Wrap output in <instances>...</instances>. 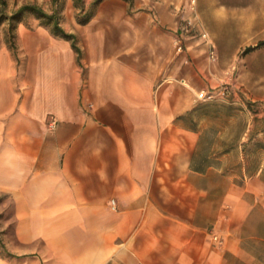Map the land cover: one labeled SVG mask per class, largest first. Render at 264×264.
I'll return each mask as SVG.
<instances>
[{"label":"crops","instance_id":"0c3cea01","mask_svg":"<svg viewBox=\"0 0 264 264\" xmlns=\"http://www.w3.org/2000/svg\"><path fill=\"white\" fill-rule=\"evenodd\" d=\"M172 1L103 0L87 23L63 10L78 50L40 23L17 26L19 60L0 39V264H264V150L237 168L180 118L213 68L176 49ZM256 109L240 141L264 143Z\"/></svg>","mask_w":264,"mask_h":264},{"label":"rangeland","instance_id":"374dc122","mask_svg":"<svg viewBox=\"0 0 264 264\" xmlns=\"http://www.w3.org/2000/svg\"><path fill=\"white\" fill-rule=\"evenodd\" d=\"M93 0H84V9L75 6V0L51 1V6L45 9L58 12L61 23L67 20L68 10L76 21L85 19L90 11ZM122 1V0H121ZM33 2H23L21 5ZM35 3V2H34ZM129 10L139 7V0H123ZM37 4V3H35ZM20 3L16 0L6 14L18 9ZM119 4H114L118 6ZM18 6V7H17ZM42 7V5H39ZM171 9L175 14V46L183 53L201 52L209 68H213L210 81L213 83L208 90L217 95L208 100L197 98L194 117L203 119L207 125L205 138L206 150L233 149V157L225 159L237 168L245 166L247 171H253L259 165V157L264 150V143L255 141H240L245 131L249 109L258 107L260 111L263 101L253 100V95L264 94V46L245 53L248 46L255 45L264 39V0H173ZM46 11V12H47ZM1 12V10H0ZM43 24L51 29L53 21L32 12H25L16 23L13 33L9 30V20L0 22V39L5 38L10 43L13 54L19 60L20 46L17 26L32 27ZM2 24L6 26L2 27ZM7 28V30H5ZM206 32V37L202 33ZM77 39V38H76ZM214 49L216 59H211L209 53ZM224 91V93H221ZM208 103L205 107L200 104ZM241 145L244 157H239L237 147ZM249 155V156H248ZM12 226V205L6 194L0 192V251L8 252L5 243L6 234Z\"/></svg>","mask_w":264,"mask_h":264},{"label":"trees","instance_id":"16d2710c","mask_svg":"<svg viewBox=\"0 0 264 264\" xmlns=\"http://www.w3.org/2000/svg\"><path fill=\"white\" fill-rule=\"evenodd\" d=\"M58 0H53V2H57ZM103 0H93L90 4V11L86 14L85 19L80 20V23H87L88 21H90V19L95 15L100 3ZM75 6L80 7L81 9H84V0H75ZM8 7V2L7 0H0V22L4 19H8L9 20V30L11 33H13L15 27H16V23L18 21L21 20L22 16L25 14V12L29 11L32 13H35L37 15H39L40 17L46 18L49 21H53L54 23V27H53V32L56 35H62L65 38L71 39L73 40V46L75 47V49L78 50L77 44H76V36L72 33H68L64 30V28L60 25V22L58 20V12L53 11L51 13L46 12L41 6H39L38 4L35 3H26L21 5L18 9H16L15 11H13L11 14H6V9ZM264 46V39L258 41L255 45H251L248 46L245 49V53H248L252 50H255L259 47ZM209 105L208 103L205 104H200V107H205ZM197 110V107H195L193 109L194 113ZM194 113L193 115H187V116H181L180 118L182 119H193L194 117Z\"/></svg>","mask_w":264,"mask_h":264},{"label":"built area","instance_id":"2783aa9c","mask_svg":"<svg viewBox=\"0 0 264 264\" xmlns=\"http://www.w3.org/2000/svg\"><path fill=\"white\" fill-rule=\"evenodd\" d=\"M206 35H207L206 32L202 33L203 37H206ZM178 48H179V50L181 49V44L180 43L178 45ZM209 57L211 59H213V60L216 59V53H215L214 49H211V51L209 53ZM221 93H224V91H222ZM216 95L217 94L215 92H213V91L203 89V90H201V91H199L197 93V98L203 99V100H208V99L214 98ZM111 204L114 207V204H115V200L114 199L111 200Z\"/></svg>","mask_w":264,"mask_h":264}]
</instances>
